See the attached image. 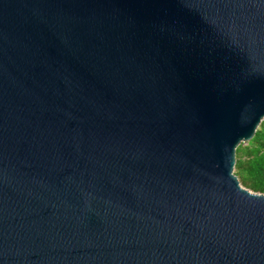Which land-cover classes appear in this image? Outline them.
Returning <instances> with one entry per match:
<instances>
[{
    "label": "water",
    "instance_id": "95a60500",
    "mask_svg": "<svg viewBox=\"0 0 264 264\" xmlns=\"http://www.w3.org/2000/svg\"><path fill=\"white\" fill-rule=\"evenodd\" d=\"M263 119L264 0H0V264H264Z\"/></svg>",
    "mask_w": 264,
    "mask_h": 264
},
{
    "label": "trees",
    "instance_id": "16d2710c",
    "mask_svg": "<svg viewBox=\"0 0 264 264\" xmlns=\"http://www.w3.org/2000/svg\"><path fill=\"white\" fill-rule=\"evenodd\" d=\"M234 174L243 187L264 194V120L246 145L237 146Z\"/></svg>",
    "mask_w": 264,
    "mask_h": 264
},
{
    "label": "rangeland",
    "instance_id": "374dc122",
    "mask_svg": "<svg viewBox=\"0 0 264 264\" xmlns=\"http://www.w3.org/2000/svg\"><path fill=\"white\" fill-rule=\"evenodd\" d=\"M264 120V119H263ZM244 145H246V142H244Z\"/></svg>",
    "mask_w": 264,
    "mask_h": 264
}]
</instances>
